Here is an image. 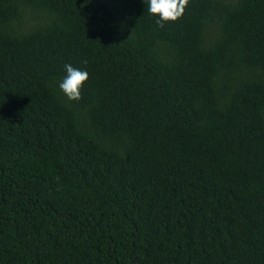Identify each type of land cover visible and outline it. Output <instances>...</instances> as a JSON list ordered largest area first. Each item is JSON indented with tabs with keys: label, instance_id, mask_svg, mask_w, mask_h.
<instances>
[{
	"label": "trees",
	"instance_id": "trees-1",
	"mask_svg": "<svg viewBox=\"0 0 264 264\" xmlns=\"http://www.w3.org/2000/svg\"><path fill=\"white\" fill-rule=\"evenodd\" d=\"M0 264H264V0H0Z\"/></svg>",
	"mask_w": 264,
	"mask_h": 264
},
{
	"label": "clouds",
	"instance_id": "clouds-1",
	"mask_svg": "<svg viewBox=\"0 0 264 264\" xmlns=\"http://www.w3.org/2000/svg\"><path fill=\"white\" fill-rule=\"evenodd\" d=\"M145 10L153 15L158 26L165 22L176 21L184 12L187 0H143ZM65 75L58 81V88L68 100H79L81 89L88 78L84 69L65 63Z\"/></svg>",
	"mask_w": 264,
	"mask_h": 264
}]
</instances>
